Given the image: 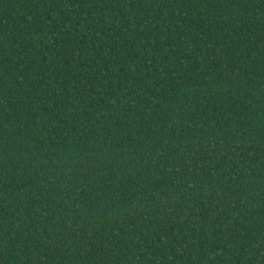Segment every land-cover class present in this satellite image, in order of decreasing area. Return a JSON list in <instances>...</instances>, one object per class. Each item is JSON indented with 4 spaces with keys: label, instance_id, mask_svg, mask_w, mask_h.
I'll return each instance as SVG.
<instances>
[{
    "label": "trees",
    "instance_id": "16d2710c",
    "mask_svg": "<svg viewBox=\"0 0 264 264\" xmlns=\"http://www.w3.org/2000/svg\"><path fill=\"white\" fill-rule=\"evenodd\" d=\"M0 264H264V0H0Z\"/></svg>",
    "mask_w": 264,
    "mask_h": 264
}]
</instances>
